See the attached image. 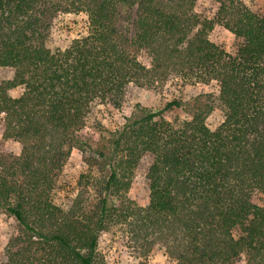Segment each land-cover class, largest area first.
Returning <instances> with one entry per match:
<instances>
[{
    "label": "trees",
    "instance_id": "16d2710c",
    "mask_svg": "<svg viewBox=\"0 0 264 264\" xmlns=\"http://www.w3.org/2000/svg\"><path fill=\"white\" fill-rule=\"evenodd\" d=\"M196 1L0 0V69L12 71L0 82V129L21 145L18 157L0 156V213L17 226L4 264H97L112 227L139 254L158 247L174 264H264V10L213 0L215 16L201 19ZM62 13L85 15L87 32L51 51ZM215 26L233 35L231 52L208 39ZM212 83L216 96L138 106L107 139L80 134L94 105L120 107L131 87ZM216 107L223 118L211 130ZM74 149L87 171L58 205ZM146 156L140 207L127 195Z\"/></svg>",
    "mask_w": 264,
    "mask_h": 264
},
{
    "label": "rangeland",
    "instance_id": "374dc122",
    "mask_svg": "<svg viewBox=\"0 0 264 264\" xmlns=\"http://www.w3.org/2000/svg\"><path fill=\"white\" fill-rule=\"evenodd\" d=\"M252 11L264 10V0H240ZM218 4L213 0H197L193 12L201 19H211L215 16ZM87 18L83 14L62 13L57 15L51 25L47 47L54 51L56 49H66L74 39L86 35ZM208 39L222 47L228 52L233 50L234 37L221 26H215L208 33ZM12 77V71L0 69V82ZM16 95L17 92H11ZM205 94H218L217 86L197 85L187 87L165 86L161 93L152 92L136 87L129 88L124 96L120 107H115L107 102L94 105L91 114L86 120V126L81 131V135L96 143L100 139H107L110 134L119 129L126 118L130 117L138 106L147 110H158L172 99L181 100L186 103L190 99ZM180 113L176 111L167 118ZM223 112L220 107L207 117L206 125L213 130L222 120ZM21 154V145L12 140L2 137L0 129V156L12 155L18 157ZM2 158L0 157V161ZM151 158L146 156L137 167L132 185L128 193V198L138 206L144 207L148 203V190L146 182V172L150 165ZM87 171V165L83 157L77 150H72L70 158L64 166L59 177L61 190L57 193L55 202L58 205L69 204L70 200L77 194L79 176ZM258 204L264 206V198H259ZM15 221L4 213H0V264H4L5 250L10 237L16 231ZM97 264H174L167 259L160 248H154L149 255L144 256L138 253L137 249L130 241L129 235L118 227L109 228L102 232L98 239ZM236 264H244V259Z\"/></svg>",
    "mask_w": 264,
    "mask_h": 264
}]
</instances>
